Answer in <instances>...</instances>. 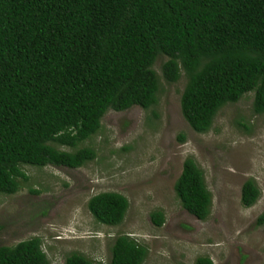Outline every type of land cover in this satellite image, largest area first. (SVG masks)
Instances as JSON below:
<instances>
[{
	"label": "trees",
	"instance_id": "1",
	"mask_svg": "<svg viewBox=\"0 0 264 264\" xmlns=\"http://www.w3.org/2000/svg\"><path fill=\"white\" fill-rule=\"evenodd\" d=\"M157 57L165 58L164 82L185 78L179 112L192 131L206 132L221 107L246 93L252 113H264V0H0V194H14L26 179L20 166L77 169L92 161L94 150L78 145L97 134L107 111L155 105ZM172 189L184 211L206 218L210 196L192 159L183 160ZM257 197L246 180L241 206ZM85 205L107 227L127 209L114 192ZM149 218L163 223L159 211ZM40 246L38 237L0 246V264H49ZM107 252L104 263L72 253L63 264H143L146 256L126 235Z\"/></svg>",
	"mask_w": 264,
	"mask_h": 264
},
{
	"label": "rangeland",
	"instance_id": "2",
	"mask_svg": "<svg viewBox=\"0 0 264 264\" xmlns=\"http://www.w3.org/2000/svg\"><path fill=\"white\" fill-rule=\"evenodd\" d=\"M164 60L153 64L154 106L107 111L97 134L78 145L94 150L92 161L77 169L19 167L26 179H18L14 194H0V246L38 237L49 264H63L72 253L104 263L113 238L126 235L146 248L143 264H194L203 257L212 264H264V223L257 224L264 213V113H252L246 93L221 107L206 132L192 131L179 112L185 78L164 82ZM186 158L202 172L210 196L204 220L184 211L173 193ZM246 180L258 197L244 208L239 191ZM100 192L126 199L119 225H100L88 214L86 201ZM155 211L163 216L160 227L149 218Z\"/></svg>",
	"mask_w": 264,
	"mask_h": 264
},
{
	"label": "clouds",
	"instance_id": "3",
	"mask_svg": "<svg viewBox=\"0 0 264 264\" xmlns=\"http://www.w3.org/2000/svg\"><path fill=\"white\" fill-rule=\"evenodd\" d=\"M190 215V214H189ZM192 216V215H191Z\"/></svg>",
	"mask_w": 264,
	"mask_h": 264
}]
</instances>
